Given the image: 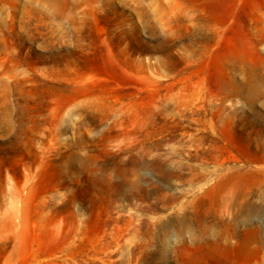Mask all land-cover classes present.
Instances as JSON below:
<instances>
[{
	"label": "rangeland",
	"instance_id": "obj_1",
	"mask_svg": "<svg viewBox=\"0 0 264 264\" xmlns=\"http://www.w3.org/2000/svg\"><path fill=\"white\" fill-rule=\"evenodd\" d=\"M0 264H264V0H0Z\"/></svg>",
	"mask_w": 264,
	"mask_h": 264
},
{
	"label": "bare ground",
	"instance_id": "obj_2",
	"mask_svg": "<svg viewBox=\"0 0 264 264\" xmlns=\"http://www.w3.org/2000/svg\"><path fill=\"white\" fill-rule=\"evenodd\" d=\"M187 179V178H186ZM189 183V182H188ZM182 202V201H181ZM189 202V201H188ZM180 205H182V203L180 204ZM184 205V204H183ZM179 206V205H178ZM188 206V205H187ZM247 206V205H246ZM179 208V207H178ZM189 218H188V216H186V215H183L181 218H180V223L181 222H184V223H187V220H188ZM192 219V218H191ZM201 231H204L203 229H201ZM205 232V231H204ZM210 234L211 235H213L214 236V238L216 239L217 237H219L220 236V234H217V231L216 230H214V229H211V232H210ZM219 235V236H218ZM245 239V238H244ZM244 239L242 240V242H241V244H245V242H244ZM206 241V240H205Z\"/></svg>",
	"mask_w": 264,
	"mask_h": 264
}]
</instances>
